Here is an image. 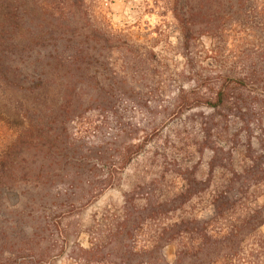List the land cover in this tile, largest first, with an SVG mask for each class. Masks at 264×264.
Returning a JSON list of instances; mask_svg holds the SVG:
<instances>
[{
  "label": "rangeland",
  "instance_id": "1",
  "mask_svg": "<svg viewBox=\"0 0 264 264\" xmlns=\"http://www.w3.org/2000/svg\"><path fill=\"white\" fill-rule=\"evenodd\" d=\"M35 2L83 38L85 75L60 116L24 117L0 93V264H116L175 222L214 234L264 209V0L188 45L171 0ZM215 195L223 218L210 221ZM257 221L241 251L264 264ZM194 242L176 235L156 257Z\"/></svg>",
  "mask_w": 264,
  "mask_h": 264
},
{
  "label": "trees",
  "instance_id": "2",
  "mask_svg": "<svg viewBox=\"0 0 264 264\" xmlns=\"http://www.w3.org/2000/svg\"><path fill=\"white\" fill-rule=\"evenodd\" d=\"M248 2L249 0H171V12L184 43L188 45L197 36L217 35L221 31L217 20L226 16L227 19L236 20L241 14V7ZM196 19L201 22L196 24ZM57 26L53 20L41 16L35 0H0V93L16 97L17 100L20 98L25 106L20 109L24 110L21 112L24 117L37 114L40 118H50L51 115L64 114L72 102L71 93L76 88V80L85 75L83 64L86 50L83 38L71 37V33L67 32L59 34L60 32H56ZM217 95L220 99L221 91ZM31 101L33 103L30 106ZM30 126L27 124L24 129L28 130ZM25 140L18 137V143L22 145L29 144ZM2 166L3 159L0 168ZM47 168L45 165L39 166L37 172H43ZM222 195L213 197L210 221L223 218L219 209ZM262 215V208L251 210L225 229L214 231V234L206 233V227L201 228V232L197 231L199 229L196 225L206 224V219L175 222L169 228L162 229H168V232L163 233L161 245L154 242L138 250L130 247L128 251L120 253L116 264H131L137 257L145 258L140 261L144 264H256L251 255L245 256V252L241 250L242 245L251 240L248 239V233L255 231L249 225ZM263 224L264 220H259L255 223V228L256 225ZM168 233L171 235L166 237ZM181 234L192 235L196 242L184 245L185 248L176 252L175 260L171 263L166 262L162 255L156 257L160 246Z\"/></svg>",
  "mask_w": 264,
  "mask_h": 264
}]
</instances>
